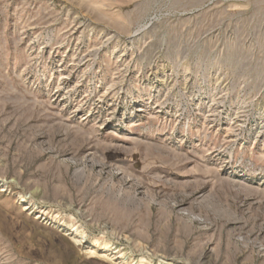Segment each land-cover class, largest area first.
<instances>
[{
  "label": "rangeland",
  "instance_id": "374dc122",
  "mask_svg": "<svg viewBox=\"0 0 264 264\" xmlns=\"http://www.w3.org/2000/svg\"><path fill=\"white\" fill-rule=\"evenodd\" d=\"M0 264H264V0H0Z\"/></svg>",
  "mask_w": 264,
  "mask_h": 264
},
{
  "label": "bare ground",
  "instance_id": "6f19581e",
  "mask_svg": "<svg viewBox=\"0 0 264 264\" xmlns=\"http://www.w3.org/2000/svg\"><path fill=\"white\" fill-rule=\"evenodd\" d=\"M139 111H142V110H139Z\"/></svg>",
  "mask_w": 264,
  "mask_h": 264
}]
</instances>
